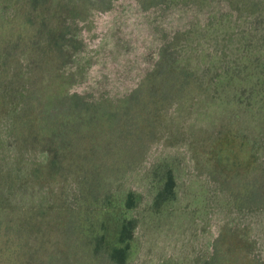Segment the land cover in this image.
Instances as JSON below:
<instances>
[{
  "label": "trees",
  "instance_id": "trees-1",
  "mask_svg": "<svg viewBox=\"0 0 264 264\" xmlns=\"http://www.w3.org/2000/svg\"><path fill=\"white\" fill-rule=\"evenodd\" d=\"M25 1L29 36L0 73L11 101L0 114V264H130L141 227L210 212V191L179 192L172 155L134 176L156 143L183 139L194 112L210 122L189 134L192 161L222 197V224L201 256L174 264H242L234 236L259 252L243 264H264V0H138L154 36L128 39L124 72L84 56L90 6Z\"/></svg>",
  "mask_w": 264,
  "mask_h": 264
},
{
  "label": "rangeland",
  "instance_id": "rangeland-1",
  "mask_svg": "<svg viewBox=\"0 0 264 264\" xmlns=\"http://www.w3.org/2000/svg\"><path fill=\"white\" fill-rule=\"evenodd\" d=\"M75 2L80 4L81 7L90 6L86 19L80 20V28L81 34L87 43L85 47L87 54L84 56H90L91 61L94 62L91 64L93 70L124 72L131 65L128 57L132 53L129 49L135 47L136 44L134 41L128 43V39L134 40L136 37L138 41H141V39H151L154 36L153 33L148 34L147 32L146 24L141 17L138 0H75ZM110 3L112 4L111 10L107 8ZM26 8L25 0H0V73L4 70L5 73L10 74V60H12V64L16 63L18 57H20V45L29 36L30 21ZM201 12L204 15V12ZM9 49L11 50L10 55ZM9 102L11 101L7 90H3L0 86V114L2 111L8 112ZM217 107L220 109L219 106ZM185 122H180L186 126L184 133H182L183 139L181 133H179L180 135L176 137L178 142L175 144L168 143L169 139H165V141L162 139L156 143L146 159V169L142 170L140 175L136 174L134 176H139L138 178L141 179L143 174L147 173L152 167H157L165 156L172 155L175 157L172 160L176 162L177 172L180 173L179 192L187 193L186 195L192 198L195 195L201 196L205 189L210 191V199L213 196L212 209L210 212H201L202 206L199 205L200 213L190 215L191 217L188 216L186 219L184 216L175 214L171 224L166 222V217H162L158 223L159 226L155 229L146 231L145 227H141L137 234L139 237L138 257L130 264H160L163 259L169 257L171 258L169 264H174L177 260H182L187 254L199 257L204 248L207 249L211 246L209 240L216 238L221 231L220 211L217 209L220 208L222 197H218L217 188L213 181L195 167V163L192 161V149L189 146L190 132H198L196 135L199 139L201 135L199 132L202 131L205 123L210 122V120H208V116L194 112L189 120ZM234 132L231 133V137L236 135ZM236 143H238V140ZM199 145L201 144L199 143ZM200 149H203V146ZM108 181L111 182V179L105 177L104 182ZM196 206L198 205L191 206L189 211L195 210ZM234 215L238 214L234 213ZM230 222L228 226L232 223L238 226H247L243 221L237 219L232 223ZM260 223L263 224V220H260ZM252 228L254 229V227ZM254 237L258 238L257 235H254ZM259 242L260 244L257 243L258 250L264 255V240L259 238ZM239 243L240 240L234 236L231 243L227 245H231L230 248L239 257V262L241 261L242 264L244 262L249 263L253 256L252 247L256 244L252 246L249 240L241 245ZM254 250L259 254L257 247H254ZM199 261L201 263V260ZM189 264L196 263L189 262Z\"/></svg>",
  "mask_w": 264,
  "mask_h": 264
}]
</instances>
